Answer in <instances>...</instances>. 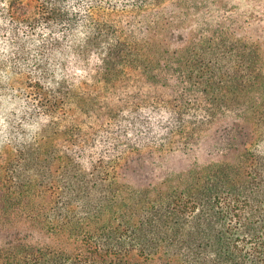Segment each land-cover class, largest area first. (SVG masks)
<instances>
[{"label":"trees","instance_id":"16d2710c","mask_svg":"<svg viewBox=\"0 0 264 264\" xmlns=\"http://www.w3.org/2000/svg\"><path fill=\"white\" fill-rule=\"evenodd\" d=\"M0 264H264V0H0Z\"/></svg>","mask_w":264,"mask_h":264},{"label":"rangeland","instance_id":"374dc122","mask_svg":"<svg viewBox=\"0 0 264 264\" xmlns=\"http://www.w3.org/2000/svg\"><path fill=\"white\" fill-rule=\"evenodd\" d=\"M241 2H249L253 4V0H239ZM0 118H2V113H0Z\"/></svg>","mask_w":264,"mask_h":264}]
</instances>
